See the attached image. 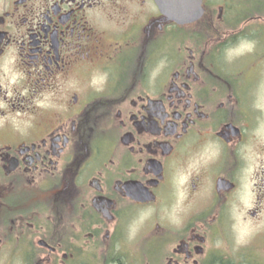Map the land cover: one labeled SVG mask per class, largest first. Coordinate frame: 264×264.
Masks as SVG:
<instances>
[{"label":"flooded vegetation","instance_id":"1","mask_svg":"<svg viewBox=\"0 0 264 264\" xmlns=\"http://www.w3.org/2000/svg\"><path fill=\"white\" fill-rule=\"evenodd\" d=\"M163 8L0 0V264H264V0Z\"/></svg>","mask_w":264,"mask_h":264},{"label":"water","instance_id":"2","mask_svg":"<svg viewBox=\"0 0 264 264\" xmlns=\"http://www.w3.org/2000/svg\"><path fill=\"white\" fill-rule=\"evenodd\" d=\"M155 1L158 4L159 8L165 11V9L163 8L165 5V2L171 1L175 3V1L177 0H155ZM183 1H187V0H183ZM191 1L200 3V0H191ZM175 7H176L175 4H173V6L168 7V8H171L172 10H169V11L166 10V13L171 19L186 21L187 19H193L198 16V14H186V13L179 14V12L175 11Z\"/></svg>","mask_w":264,"mask_h":264}]
</instances>
